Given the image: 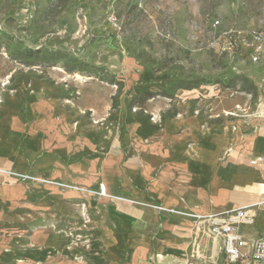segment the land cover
Masks as SVG:
<instances>
[{
    "label": "rangeland",
    "instance_id": "374dc122",
    "mask_svg": "<svg viewBox=\"0 0 264 264\" xmlns=\"http://www.w3.org/2000/svg\"><path fill=\"white\" fill-rule=\"evenodd\" d=\"M257 28L264 0H0V264H218L202 226L107 173L174 123L222 136L228 191L252 187L230 172L264 161V59L240 40Z\"/></svg>",
    "mask_w": 264,
    "mask_h": 264
},
{
    "label": "crops",
    "instance_id": "0c3cea01",
    "mask_svg": "<svg viewBox=\"0 0 264 264\" xmlns=\"http://www.w3.org/2000/svg\"><path fill=\"white\" fill-rule=\"evenodd\" d=\"M258 115L262 121L258 125V132L263 137L264 111L258 112ZM173 125L174 123L168 128L165 127L167 135L157 138L155 143H148L142 146L135 158L129 157L127 163L125 162V167L122 168L123 171H121V167L116 162V166L113 168L114 172L107 173L109 176V188L115 193H120V196L136 199L134 203L127 201L130 202L128 204L137 205L151 213L158 212L160 215L188 219L191 222H195L196 225L194 226L197 229L202 226L204 234L213 245L214 255L220 258L218 264H226L221 238L211 236L206 226L197 222L194 215L220 213L232 208L245 207L253 214L254 222L250 225L241 226V233L248 240L263 235L264 161L259 162L258 159L254 158V165L249 164L247 162L248 159L242 157L238 158L240 164L233 161L230 178L237 177L242 179L245 175H248L253 176V182L255 180L257 182L255 184L253 182L247 184H253V186L246 190L244 188L245 185L236 186L235 188H239L236 189V193H234L235 188L232 191H228L227 163L215 164L224 149L225 140L223 137L207 135L200 137V135H195L193 137L194 141L187 144L184 137H168V129L171 130ZM263 147L264 137L256 142L254 149L258 151L262 150ZM215 165L214 174L218 173L219 176L216 175L214 180H212V169ZM112 177H114L113 181ZM228 197H230V200ZM138 200L153 205L146 207V205L137 202ZM12 255L4 252L0 246V259L5 258L6 260ZM160 255L171 258V260H165L166 263L173 264L175 262L169 253L158 254V257H161ZM237 264L256 263L251 257H246L239 260Z\"/></svg>",
    "mask_w": 264,
    "mask_h": 264
},
{
    "label": "built area",
    "instance_id": "2783aa9c",
    "mask_svg": "<svg viewBox=\"0 0 264 264\" xmlns=\"http://www.w3.org/2000/svg\"><path fill=\"white\" fill-rule=\"evenodd\" d=\"M240 40L249 49V56L253 62L263 61L264 28L241 34ZM194 217L197 222L206 226L211 236L221 238L226 264H237L246 257H251L256 264H264V234L248 240L240 230L241 226L254 222V216L248 208L237 207L220 213L195 214Z\"/></svg>",
    "mask_w": 264,
    "mask_h": 264
},
{
    "label": "bare ground",
    "instance_id": "6f19581e",
    "mask_svg": "<svg viewBox=\"0 0 264 264\" xmlns=\"http://www.w3.org/2000/svg\"><path fill=\"white\" fill-rule=\"evenodd\" d=\"M12 173V172H11ZM62 185V184H61ZM62 186H64V185H62ZM249 188V187H248ZM81 189V188H80ZM101 194L102 195H107V190H106V186L104 185V184H101ZM125 200L126 201H132V202H135L136 200H134V199H130V198H125ZM137 202H139V203H141V204H144V205H146V206H150L151 207V205H153V204H151V203H148V202H146V203H144V202H141V201H137ZM154 207H155V205H154ZM170 208V207H169ZM176 214H178V213H176ZM184 215V214H183ZM193 217V216H192ZM189 218V217H188ZM191 218V217H190ZM214 242V241H213ZM214 244V243H213ZM215 248V247H214ZM215 252V251H214Z\"/></svg>",
    "mask_w": 264,
    "mask_h": 264
},
{
    "label": "trees",
    "instance_id": "16d2710c",
    "mask_svg": "<svg viewBox=\"0 0 264 264\" xmlns=\"http://www.w3.org/2000/svg\"><path fill=\"white\" fill-rule=\"evenodd\" d=\"M138 97H139V100L140 101H142V100H144V99H147L148 97H149V93L148 92H141L139 95H138Z\"/></svg>",
    "mask_w": 264,
    "mask_h": 264
}]
</instances>
